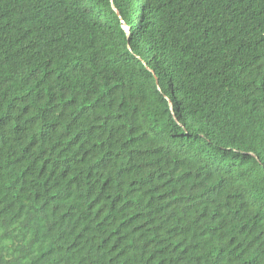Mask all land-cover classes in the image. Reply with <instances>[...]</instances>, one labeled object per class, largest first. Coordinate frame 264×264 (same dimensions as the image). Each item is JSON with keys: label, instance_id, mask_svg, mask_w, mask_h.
<instances>
[{"label": "trees", "instance_id": "16d2710c", "mask_svg": "<svg viewBox=\"0 0 264 264\" xmlns=\"http://www.w3.org/2000/svg\"><path fill=\"white\" fill-rule=\"evenodd\" d=\"M0 264H264V0H0Z\"/></svg>", "mask_w": 264, "mask_h": 264}, {"label": "rangeland", "instance_id": "374dc122", "mask_svg": "<svg viewBox=\"0 0 264 264\" xmlns=\"http://www.w3.org/2000/svg\"><path fill=\"white\" fill-rule=\"evenodd\" d=\"M123 29L125 30L126 28L124 27ZM124 30H123V31H124ZM126 31L128 32V30H126Z\"/></svg>", "mask_w": 264, "mask_h": 264}, {"label": "clouds", "instance_id": "9594fccd", "mask_svg": "<svg viewBox=\"0 0 264 264\" xmlns=\"http://www.w3.org/2000/svg\"><path fill=\"white\" fill-rule=\"evenodd\" d=\"M125 26H123V28H124ZM126 28V27H125ZM126 30H128V29H126ZM126 30H125V32H126Z\"/></svg>", "mask_w": 264, "mask_h": 264}, {"label": "bare ground", "instance_id": "6f19581e", "mask_svg": "<svg viewBox=\"0 0 264 264\" xmlns=\"http://www.w3.org/2000/svg\"><path fill=\"white\" fill-rule=\"evenodd\" d=\"M127 32V31H126Z\"/></svg>", "mask_w": 264, "mask_h": 264}]
</instances>
